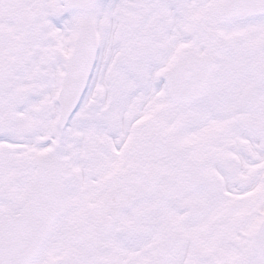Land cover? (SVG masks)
<instances>
[{"label": "snow or ice", "instance_id": "1", "mask_svg": "<svg viewBox=\"0 0 264 264\" xmlns=\"http://www.w3.org/2000/svg\"><path fill=\"white\" fill-rule=\"evenodd\" d=\"M0 264H264V0H0Z\"/></svg>", "mask_w": 264, "mask_h": 264}]
</instances>
